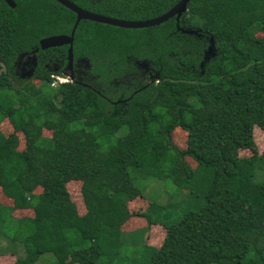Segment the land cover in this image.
<instances>
[{
    "label": "trees",
    "instance_id": "16d2710c",
    "mask_svg": "<svg viewBox=\"0 0 264 264\" xmlns=\"http://www.w3.org/2000/svg\"><path fill=\"white\" fill-rule=\"evenodd\" d=\"M12 1L0 0V124L10 128L0 131V200L32 228L13 264L43 254L50 264H97L134 214L164 231L158 247L146 245L147 264H264V151L252 137L254 127L264 133V0H189L177 23L143 29L76 19L54 0ZM68 1L142 21L178 0ZM52 35L72 42L40 50ZM23 56L34 61L29 77L15 71ZM68 64L78 75L50 87L51 75L70 79ZM175 129L182 150L171 142ZM245 150L251 155L239 157ZM201 170L211 173L201 205L153 221L151 211L165 206L146 202L134 181L170 180L181 190ZM70 181L79 183L83 216ZM136 198L145 207L131 214Z\"/></svg>",
    "mask_w": 264,
    "mask_h": 264
},
{
    "label": "rangeland",
    "instance_id": "374dc122",
    "mask_svg": "<svg viewBox=\"0 0 264 264\" xmlns=\"http://www.w3.org/2000/svg\"><path fill=\"white\" fill-rule=\"evenodd\" d=\"M256 36L259 37L261 35L257 34ZM33 66L32 58L30 56H23L16 61L15 71L19 76L29 77ZM68 71H70L69 65L66 67L64 75H67ZM67 80L71 81V79ZM32 82L37 85L36 81ZM160 101L161 105L168 112H171L172 104L166 95H162ZM50 128L51 126L42 131L44 137L49 136ZM9 129L5 121L0 124V131L4 135L9 133ZM252 137L256 151L260 154L264 151V133L254 127ZM18 139L17 151H21L23 149L22 138L18 136ZM171 142L177 149L182 150L184 148V134L175 129L172 132ZM250 155L251 153L246 150L238 152L239 157H249ZM184 161L190 168H194L195 164L188 158H185ZM210 178V171H198L187 187L181 190L176 188L170 180L139 179L134 181V185L138 187L146 202L153 205L165 206L164 211H151L150 214L153 221L164 220L168 222L177 219L187 210H193L201 205L198 196L204 192ZM67 184L66 189L70 199L76 205L79 216H83L85 210L79 195V183L77 181H70ZM5 201L4 197L0 200V264H13L15 262L14 256L19 258L18 253L23 256L22 240L28 236L32 228L29 222L17 219L23 217L24 214L14 212L11 215V210L1 203ZM144 207L145 202L140 198H136L127 204L128 211L131 214L142 212ZM134 216L135 214L120 227L121 244L115 250L110 251L104 258L100 259L97 264H147L149 251L146 249V245L152 248L158 247L163 238L164 231L157 225L148 226L145 220ZM87 246L88 243L86 242L85 244L82 243L78 248ZM53 262L54 258L52 255L43 254L32 264H50Z\"/></svg>",
    "mask_w": 264,
    "mask_h": 264
},
{
    "label": "water",
    "instance_id": "95a60500",
    "mask_svg": "<svg viewBox=\"0 0 264 264\" xmlns=\"http://www.w3.org/2000/svg\"><path fill=\"white\" fill-rule=\"evenodd\" d=\"M3 1L10 8H13L15 6L12 0H3ZM54 1L59 5H61L62 7H64L65 9L72 12L76 16V19H80L83 21H90V22L113 26L122 29H143V28L158 26L161 23H164L171 18H174L175 23H177L179 17L186 11V4L188 3L189 0H178L170 9H168L162 15L142 21H128V20L106 17L83 10L68 0H54ZM184 33L194 34L193 31H185ZM71 42H72V35L69 36L52 35L40 39L38 41V46L40 50H46L50 48L70 45ZM210 44H211V40H210ZM209 50L211 49L208 48L207 53H209Z\"/></svg>",
    "mask_w": 264,
    "mask_h": 264
},
{
    "label": "flooded vegetation",
    "instance_id": "af4514ba",
    "mask_svg": "<svg viewBox=\"0 0 264 264\" xmlns=\"http://www.w3.org/2000/svg\"><path fill=\"white\" fill-rule=\"evenodd\" d=\"M61 47V46H60ZM57 48V47H56ZM33 60V59H32ZM33 64H34V61H33ZM69 65V64H68ZM68 65H66L65 66V68L63 69V73L65 72V69H66V67L68 66ZM43 68L46 70V71H53V70H56L57 69V66L56 65H48V64H45L44 66H43ZM69 70L70 71H68L67 72V75H69L68 77L71 79V81H73V78L74 77H76V75L75 74H77L78 75V73L75 71H72V69H71V66L69 65ZM156 77H154V76H148V79L149 80H152V79H155ZM77 80L79 79V78H76Z\"/></svg>",
    "mask_w": 264,
    "mask_h": 264
},
{
    "label": "built area",
    "instance_id": "2783aa9c",
    "mask_svg": "<svg viewBox=\"0 0 264 264\" xmlns=\"http://www.w3.org/2000/svg\"><path fill=\"white\" fill-rule=\"evenodd\" d=\"M67 77H58V76H55V75H51L50 76V87L54 88L56 86H58L59 84H62V83H66L68 80Z\"/></svg>",
    "mask_w": 264,
    "mask_h": 264
}]
</instances>
